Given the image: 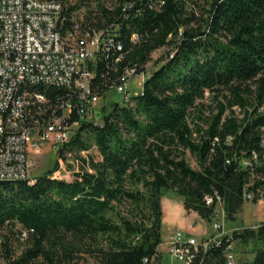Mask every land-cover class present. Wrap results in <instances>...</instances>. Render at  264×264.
<instances>
[{"label":"trees","instance_id":"16d2710c","mask_svg":"<svg viewBox=\"0 0 264 264\" xmlns=\"http://www.w3.org/2000/svg\"><path fill=\"white\" fill-rule=\"evenodd\" d=\"M58 1L62 34L77 21L89 31L109 28L122 43L96 63L101 98L125 68L146 71L155 51L169 50L131 102L113 103L100 123L74 117L57 155L74 157L69 176H54L56 158L31 180L0 184L4 264H159L166 191L209 223L216 206L234 222L245 190L256 203L264 190V0ZM125 2L132 7L123 10ZM232 236L253 254L237 264H264V222ZM203 264H224L221 248L203 254Z\"/></svg>","mask_w":264,"mask_h":264},{"label":"built area","instance_id":"2783aa9c","mask_svg":"<svg viewBox=\"0 0 264 264\" xmlns=\"http://www.w3.org/2000/svg\"><path fill=\"white\" fill-rule=\"evenodd\" d=\"M131 7L132 2H125L122 9ZM63 10L58 0H0V181L31 180L33 155L45 144L56 151L58 165H63L64 159L57 155L77 126L74 117L97 123L94 110L101 97L92 85L96 63L113 50L122 51V43L109 28L89 31L77 21L62 34ZM136 38L132 35V40ZM146 72L127 67L109 88L122 93L123 102L129 103L141 92ZM133 78L138 80L137 89L130 91L127 83ZM48 89L62 91L48 97ZM253 197L245 190V202ZM263 197L262 189L258 200ZM205 202L211 204L213 197L206 196ZM189 214L200 224L207 222L193 211ZM216 216L211 231L201 229L199 237L190 231L195 222L170 232L165 239L167 259L159 252V264H203V254L212 248H221L224 264H237L235 229H224Z\"/></svg>","mask_w":264,"mask_h":264},{"label":"rangeland","instance_id":"374dc122","mask_svg":"<svg viewBox=\"0 0 264 264\" xmlns=\"http://www.w3.org/2000/svg\"><path fill=\"white\" fill-rule=\"evenodd\" d=\"M73 1V0H72ZM97 2H103L105 5L109 6L112 4V0H90L89 3L96 4ZM169 48H162L157 51H155L152 54V60L146 65V73L143 74L142 78L148 74V70L154 67L155 62L160 60L162 56H166L167 51ZM137 82L138 80L136 78L131 79L127 83V88L130 91H135L137 89ZM209 94H206V98L203 100V103L208 107L209 105H213L212 99L210 98ZM113 103H119L123 104V94L116 91L115 89L110 90L105 97H102L99 99L95 110H94V119L97 121V123H100L102 121L103 113H108L112 107ZM104 109H103V108ZM208 108H206L207 110ZM236 112L239 116L240 112L238 109H236ZM91 154L96 156V152L94 149L90 150ZM82 154H85L83 152ZM69 157L67 155V158L65 161H63V165H58V168L55 170V172L60 173L58 176H69L70 173L77 169V163L72 157V154ZM56 151L49 150V145L45 144L40 153L33 155V167L31 170V176L35 177L37 175H40L43 171L50 169L53 164L56 161ZM185 158L187 162L190 164V166L194 169H197L196 161L194 160L193 156L189 152H185ZM54 172V173H55ZM182 197L177 194L176 192L172 190H168L165 193H163L161 197V209H162V222H161V243L158 246L159 250H162L164 254H166L165 251V239L166 236L176 230L177 228H181L183 225L190 222H195V226L190 231L198 236V233L201 232V229H203V233L210 232L211 231V221L200 224L198 220L196 219L195 215L189 214L188 212L184 211L183 205H182ZM217 210V216H216V222H219L224 229L226 230H233V229H239L241 227H254L259 225L260 223L264 222V197L260 200H258L256 203H253L252 201L244 202L243 207L241 211L237 214L236 220L234 222H228L224 219V215L222 210H220L219 206H216ZM187 227V226H186ZM185 227V228H186ZM183 228V229H185ZM234 248L236 249L235 256L237 261L239 263L243 261H250L253 258V254L250 252L249 247H244L241 245H236V241L234 242ZM167 256V255H165ZM167 259V257H166ZM0 264H4L3 258H2V252L0 247ZM80 264H95L91 259H87L86 261L80 263Z\"/></svg>","mask_w":264,"mask_h":264},{"label":"crops","instance_id":"0c3cea01","mask_svg":"<svg viewBox=\"0 0 264 264\" xmlns=\"http://www.w3.org/2000/svg\"><path fill=\"white\" fill-rule=\"evenodd\" d=\"M184 211H185V210H184ZM186 226H187V222H186V224L183 225L181 228H185ZM158 251L162 254L163 258L166 259V256H165V254H163L162 250H159V249H158Z\"/></svg>","mask_w":264,"mask_h":264},{"label":"water","instance_id":"95a60500","mask_svg":"<svg viewBox=\"0 0 264 264\" xmlns=\"http://www.w3.org/2000/svg\"><path fill=\"white\" fill-rule=\"evenodd\" d=\"M3 183H6V182L0 181V184H3Z\"/></svg>","mask_w":264,"mask_h":264}]
</instances>
